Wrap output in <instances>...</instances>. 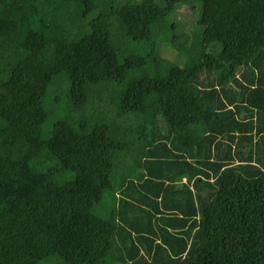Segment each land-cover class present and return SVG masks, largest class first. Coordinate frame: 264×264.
<instances>
[{
  "label": "trees",
  "instance_id": "1",
  "mask_svg": "<svg viewBox=\"0 0 264 264\" xmlns=\"http://www.w3.org/2000/svg\"><path fill=\"white\" fill-rule=\"evenodd\" d=\"M0 264H264V0H0Z\"/></svg>",
  "mask_w": 264,
  "mask_h": 264
},
{
  "label": "rangeland",
  "instance_id": "2",
  "mask_svg": "<svg viewBox=\"0 0 264 264\" xmlns=\"http://www.w3.org/2000/svg\"><path fill=\"white\" fill-rule=\"evenodd\" d=\"M195 17H196V13L194 12L193 8L191 6H187V5H182L180 6L179 8H177L169 17H168V21L170 23H173L174 26L177 27V33H180V32H185L186 30L190 29L191 28V24L194 22L195 20ZM169 59L171 61H173L174 63H178L179 66H181V61H182V57L177 55V54H171L170 56H168ZM180 75V73H175L174 76L171 78V81L174 82L176 80V78ZM59 88V91L57 89V95L56 97H60V95H63L64 91H62V89H60V86L58 87ZM151 87L148 88V90H150ZM52 90V89H50ZM112 89L110 87H107L105 89H100V95L102 97H106L107 96V92L108 91H111ZM147 91V90H146ZM144 95L141 94V93H135L133 95V98L135 100L136 103L139 104V102L143 99ZM108 110H112L114 111L113 107H107ZM243 112V111H242ZM241 112V113H242ZM240 113V114H241ZM241 117H247L249 116L247 113H242L240 115ZM160 123H158L159 125ZM160 129L161 128V125L159 127ZM242 151V149H241Z\"/></svg>",
  "mask_w": 264,
  "mask_h": 264
}]
</instances>
